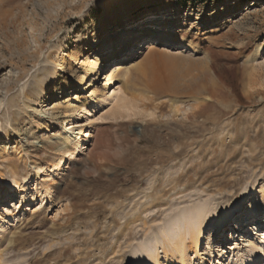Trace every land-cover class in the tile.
<instances>
[{"label": "rangeland", "instance_id": "374dc122", "mask_svg": "<svg viewBox=\"0 0 264 264\" xmlns=\"http://www.w3.org/2000/svg\"><path fill=\"white\" fill-rule=\"evenodd\" d=\"M227 212L189 264H264V0H0V264H176Z\"/></svg>", "mask_w": 264, "mask_h": 264}, {"label": "bare ground", "instance_id": "6f19581e", "mask_svg": "<svg viewBox=\"0 0 264 264\" xmlns=\"http://www.w3.org/2000/svg\"><path fill=\"white\" fill-rule=\"evenodd\" d=\"M154 39L160 40V38H156V37ZM143 46H140V48H143ZM153 46H154L153 43L147 42L145 44V48H146L145 52H150L151 50H153V48H154ZM118 62L122 63L124 61L121 60ZM120 63H116L115 65L112 66V68H113L112 73L113 74H115V73L118 74V72H120L121 70L124 69L123 68L124 64H120ZM46 72H49V70H48L47 66H44L42 68V73L45 74ZM43 80L44 81L41 83L40 86H38L37 88L34 87L35 88L34 93L37 96H42L44 94L45 87L47 85V82L50 80V77L44 75ZM36 84L37 83L34 81L32 83V86H34V85L36 86ZM241 205H242V203H240V205L236 208V210H238L241 207ZM231 215H232V212L222 213L217 219H214V220L212 219L210 221H204L203 223H201V225H199V228L193 227V225H194L193 218H192L193 216L192 217L185 216L184 220L187 221L188 227L185 225L184 228L186 227L187 229H184L183 232L181 231V233L178 235V237L175 239V241H173L171 243V248H172L171 249V251H172L171 257H172V259L175 260L176 264H189L190 262L186 257L185 248H187L188 251H193L195 254H197L198 249L200 247V244L204 243V235H203L204 228L213 226V228L215 230H217L216 232L219 233L220 231H222L223 228H225L221 225V224H223L222 222L227 220V219H230ZM254 215H256V212L254 213ZM178 219L174 220L171 224H169L168 227H166L167 231L165 230L162 233L161 239H163V240H161V241L163 242V245L168 242V231H170L169 229H171L173 227V225H175L178 221L181 220V219H179V220ZM186 242L189 243L188 246H187ZM145 253H146V251H145ZM151 255H150V253L147 254V256H149V259H151V261H144L143 263H140V264H159L158 260H157L158 255L157 254H155L153 256H151ZM261 255H262L261 250L259 248H257L255 250V255L250 254L248 257H246L243 264H256L258 262V259L261 257ZM152 257H154V258H152Z\"/></svg>", "mask_w": 264, "mask_h": 264}]
</instances>
